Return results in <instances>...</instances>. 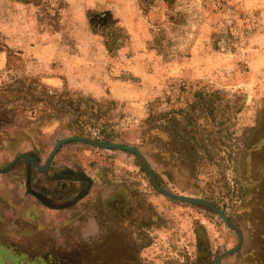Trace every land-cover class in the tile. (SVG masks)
<instances>
[{
	"label": "rangeland",
	"instance_id": "rangeland-1",
	"mask_svg": "<svg viewBox=\"0 0 264 264\" xmlns=\"http://www.w3.org/2000/svg\"><path fill=\"white\" fill-rule=\"evenodd\" d=\"M0 135V264H264V0H0Z\"/></svg>",
	"mask_w": 264,
	"mask_h": 264
},
{
	"label": "trees",
	"instance_id": "trees-1",
	"mask_svg": "<svg viewBox=\"0 0 264 264\" xmlns=\"http://www.w3.org/2000/svg\"><path fill=\"white\" fill-rule=\"evenodd\" d=\"M156 0H138L142 9H147ZM162 2L171 5L174 0H161ZM88 21L93 33H98L106 38V45L111 48L113 41L120 31V27L115 23L110 12H95L88 11Z\"/></svg>",
	"mask_w": 264,
	"mask_h": 264
},
{
	"label": "crops",
	"instance_id": "crops-1",
	"mask_svg": "<svg viewBox=\"0 0 264 264\" xmlns=\"http://www.w3.org/2000/svg\"><path fill=\"white\" fill-rule=\"evenodd\" d=\"M19 151H22L21 145L17 144L16 141L6 140V138H3L2 135H0V159L4 158L6 156L12 157ZM7 165H0V169L5 168ZM9 169L10 168H8L5 171H0V176L5 175ZM2 188H4V187H2ZM4 189H6V188H4ZM4 189H2V191H4ZM10 195H11V193H10ZM0 200H1V202H5L6 199H5L4 195L0 194ZM17 201H18V203H21L22 200L18 198ZM1 205H4V204L2 203ZM17 205H19V204H17ZM28 208L31 209L30 213H27L28 210L26 211V209H28ZM39 215H40V210L35 205L25 206V209L23 210V215L20 216L21 220L18 222L19 227H20V225L22 226L21 222H25L26 220L35 221L39 217ZM21 228L22 227H20V229ZM14 230H15L14 226L0 222V231L1 232L7 233L8 231L13 232ZM2 236L4 237L5 235H2ZM3 237H2V239H3ZM6 237H7V235L5 236V238Z\"/></svg>",
	"mask_w": 264,
	"mask_h": 264
},
{
	"label": "water",
	"instance_id": "water-1",
	"mask_svg": "<svg viewBox=\"0 0 264 264\" xmlns=\"http://www.w3.org/2000/svg\"><path fill=\"white\" fill-rule=\"evenodd\" d=\"M68 141H80V142H85V143H89V144H94V145H100V146H110V147H119V148H122V149H128V150H131L133 152H135L140 158L141 160L143 161V163L145 164L148 172L150 173L151 175V179L152 181H154L153 179V176L148 168V165H147V162L146 160L144 159V157L140 154V152L134 148V147H130L128 145H125V144H108V143H101V142H97V141H93V140H90V139H85V138H81V137H67V138H64L60 141H58L54 147V150L52 152V154L50 155V157L48 158L47 162L45 165H43L42 167H40V169L43 171L49 164V161L50 159L52 158V156L54 155V153L56 152V150L59 148V146L62 144V143H65V142H68ZM23 157H27L26 155H23V154H20L18 155V157H16V159L14 161H12L11 163H9L5 168H2L0 169V171H5L7 170L8 168H10L13 163L15 161H17L19 158H23ZM156 188L162 192L163 194L167 195V196H170V197H174V198H178V199H181V200H188V201H195V200H192V199H188V198H185V197H179V196H176V195H173L167 191H164L163 189H161L160 187H158L156 184H155ZM217 264H219V259L217 261Z\"/></svg>",
	"mask_w": 264,
	"mask_h": 264
}]
</instances>
